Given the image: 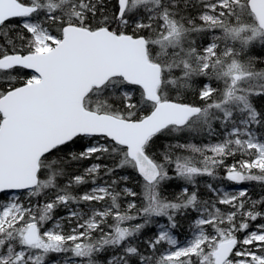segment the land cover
Returning a JSON list of instances; mask_svg holds the SVG:
<instances>
[{
  "label": "snow or ice",
  "instance_id": "snow-or-ice-1",
  "mask_svg": "<svg viewBox=\"0 0 264 264\" xmlns=\"http://www.w3.org/2000/svg\"><path fill=\"white\" fill-rule=\"evenodd\" d=\"M259 65L264 0H0V264H264Z\"/></svg>",
  "mask_w": 264,
  "mask_h": 264
},
{
  "label": "trees",
  "instance_id": "trees-1",
  "mask_svg": "<svg viewBox=\"0 0 264 264\" xmlns=\"http://www.w3.org/2000/svg\"><path fill=\"white\" fill-rule=\"evenodd\" d=\"M13 23H16V22L13 21ZM259 51H260V48L259 47H255V48H253L251 50V54L255 55ZM258 67H264V65H259ZM28 74L30 75L31 72L29 71ZM254 103L256 104V106L258 108L261 107V106H264V97L255 98L254 99ZM165 142L166 141L161 140V141H158L157 143L159 145V144H162V143H165ZM193 142L197 143V144H200L202 142H207V138H204L202 140L200 137H195V138H193ZM89 163H90V161H86L84 163V167L88 166ZM229 163H231V161H229ZM74 168H79L80 171H83V168L78 166V165H74ZM122 174H127V175H129L131 177L130 180L128 181V185L127 186L132 187L134 190L139 191L137 183H136L135 174L130 172V171L127 172V173H122ZM221 174H222V172H221ZM65 182L66 181L64 179H61L59 181V183L61 185H63ZM207 182H210V180L209 179H202L200 181V193H201V195H202V197L204 199L208 198L207 189L204 187V185ZM181 184H182L181 181H171V182H169V184L164 189V195H166L169 198H171L173 195L179 193L181 189L177 185H181ZM222 186H224V187H232L233 185H231L230 182L223 181ZM243 187H246L248 189L249 196L253 200L259 199L261 196H264V185H261L260 183L247 182V183H245L243 185ZM86 190H87V186H85V187L80 189L81 192L82 191H86ZM61 214H63V210H60L58 212V215H61ZM190 220H191V217H189L186 220H181V228L177 230L179 238L184 239L185 236L188 235V224H189ZM161 222H163V221H161ZM258 222H261V221H258ZM153 231H154V229H153ZM100 259L103 260V256H101Z\"/></svg>",
  "mask_w": 264,
  "mask_h": 264
},
{
  "label": "rangeland",
  "instance_id": "rangeland-1",
  "mask_svg": "<svg viewBox=\"0 0 264 264\" xmlns=\"http://www.w3.org/2000/svg\"><path fill=\"white\" fill-rule=\"evenodd\" d=\"M240 187H241V186H232V187H226V188H230V189L233 190V191H238ZM178 239H180V240H184V239H181V238H179V237H178Z\"/></svg>",
  "mask_w": 264,
  "mask_h": 264
}]
</instances>
